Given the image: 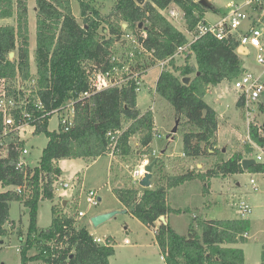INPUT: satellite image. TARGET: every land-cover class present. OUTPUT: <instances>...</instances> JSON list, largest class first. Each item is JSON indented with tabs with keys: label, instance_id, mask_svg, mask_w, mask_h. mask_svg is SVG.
I'll use <instances>...</instances> for the list:
<instances>
[{
	"label": "trees",
	"instance_id": "obj_1",
	"mask_svg": "<svg viewBox=\"0 0 264 264\" xmlns=\"http://www.w3.org/2000/svg\"><path fill=\"white\" fill-rule=\"evenodd\" d=\"M83 23H79L71 10V0H35L36 43L33 51L35 74L30 71L28 2L27 0H0V18H14V23L0 25V83L7 94L28 95L26 109L39 116L41 110L33 108L41 100L45 110L60 106L80 92L91 90L85 69L105 71L109 69L115 42L123 47V24L151 55L137 60L136 68L147 69L157 60L171 56L176 48L187 42L186 35L174 26L160 10L176 6L183 13L187 31H193L204 17L205 8L199 0H148L138 5L135 0H115L107 15L100 16L91 0H77ZM212 11L217 8L213 3ZM142 21L145 30L138 29ZM145 33V36H143ZM238 42L232 37L217 39L206 33L190 46L183 63L170 59L155 81L154 92L167 101L176 118L181 119L182 153L188 159L216 155L218 116L204 96L209 87L222 81H232L244 70L237 52ZM13 56L10 58V53ZM193 57V61L191 58ZM189 76L184 84L182 77ZM30 79V80H29ZM34 80L30 87L25 81ZM19 80L18 89L15 81ZM20 85H23L24 88ZM136 82H127L93 91L88 97L75 101L72 126L64 130H48L50 116L42 117L35 134L45 133L47 142L39 161L24 170L15 169L13 161L24 146V140L9 144L8 156L0 158V237L8 234L11 201L23 203L29 217L28 227L21 237L19 264H109L115 252L113 244L103 245L93 240L85 226L76 225V204H54L52 221L46 228L36 224L38 204L41 200H53V182L62 175L60 159H94L108 152L109 131H120L116 155L137 153L130 139L137 138L139 148L150 153L148 147L155 132L154 114L150 109L137 107ZM28 90V91H27ZM236 106L242 108L241 99ZM264 113V103L258 102ZM43 110V109H42ZM249 122L250 139L264 150V122ZM0 114V131H1ZM255 149L246 144L244 150L233 152L228 158L216 161L203 171L193 172L185 168L178 173L164 176V182L155 187L138 188L135 185L113 187L121 205L153 229L154 238L165 264H245L242 248L232 246L245 242L250 230L247 218L212 219L197 221L200 233L191 222L187 233L179 234L160 216L179 214L167 198L169 188L199 179L202 195L208 194L210 179L233 173L264 172V161L256 159ZM144 154V153H143ZM253 157L255 163L243 169L241 160ZM159 160L155 163L162 170ZM24 186L21 193L16 186ZM159 221V223H157ZM11 226V227H12ZM20 232V231H19ZM112 241L111 237H106ZM33 249L34 253H30ZM264 253V252H263ZM264 261V254L262 255ZM4 264V263H1Z\"/></svg>",
	"mask_w": 264,
	"mask_h": 264
},
{
	"label": "rangeland",
	"instance_id": "obj_2",
	"mask_svg": "<svg viewBox=\"0 0 264 264\" xmlns=\"http://www.w3.org/2000/svg\"><path fill=\"white\" fill-rule=\"evenodd\" d=\"M115 0H91V4L99 11L100 16H105L110 12ZM217 10H208L203 19L206 22H215L219 17L227 14V2L234 1L241 3L244 0H210ZM28 7L31 20L35 22V0H28ZM176 7V6H175ZM71 10L79 23H83L80 14V5L77 0H71ZM8 20L0 18V24ZM14 21V20H13ZM12 21V22H13ZM32 23V29H33ZM35 24V23H34ZM172 24L184 30V20H172ZM123 27V26H122ZM124 32L130 31L123 28ZM189 34V33H188ZM190 36V34L188 35ZM36 32L32 31L30 35V71L35 74V62L33 51L35 49ZM134 50L130 43L125 47L115 42L113 52L120 54ZM256 51L250 48L248 55H240L243 70H249L260 75L264 81V65L256 62ZM139 57H146L145 53L138 54ZM136 59V60H137ZM184 57L177 60L178 64L183 63ZM193 61V57L191 58ZM89 70V66L85 69ZM161 67L155 63L146 69L142 74L140 90L137 91V107L141 111L150 109L154 114L155 132L150 143L147 157H142L146 153L137 144V138L130 139L132 148L139 149L137 153H131L127 156L115 155L112 157L106 153L94 159L65 158L58 161L62 169V175L57 181V189L54 191L53 200L44 199L38 204L36 224L39 228H46L51 224V208L54 204H60L67 199V204H76V209L82 210L85 214L76 218L77 226H85L89 233L96 237H108L112 239L114 254L109 257V264H165L161 257V252L157 244L153 229L144 225L140 220L133 216L129 210L116 213L113 217L94 226L90 219L92 216L124 208L113 192V187L118 182L125 185H134L129 178V171L133 167L142 168L144 161L149 163L158 157L162 170L153 166L151 176V187H155L164 182V176L185 171L187 165L192 166L193 172L202 171L208 163H214L216 157H226L232 151L244 150L246 144L243 142L247 134L246 119L242 108L236 106L237 92L233 89V80L224 81L215 88L208 89L204 100L212 105L218 115V129L216 132V146L218 152L209 157H199L197 160L188 159L182 153V126L181 119L177 124V131L171 132L175 120L172 106L160 98L155 92V79ZM30 80V79H29ZM33 80V79H32ZM31 81L23 82L29 88ZM19 80L15 81L16 85ZM28 82V83H27ZM3 84L0 83V88ZM259 102L264 103V94L260 96ZM253 120L258 123L264 122V113L259 110L258 103L253 105ZM58 125V116L52 114L48 119L47 129L55 130ZM160 134V137L157 135ZM30 133V132H29ZM27 135V134H26ZM24 146L28 150L26 159L30 165H36L39 161L41 151L47 142L45 133L28 134L24 137ZM255 149V154L260 151ZM224 149V150H223ZM112 159V162H111ZM205 159H207L205 161ZM222 160V159H220ZM264 160V153H263ZM261 160V161H263ZM200 161V162H199ZM180 162V163H179ZM196 162L200 165H196ZM182 163V164H181ZM111 164V165H110ZM254 180L256 190L250 179ZM61 181L69 183L67 189H63L59 184ZM238 183V184H237ZM141 190L140 185H135ZM202 182L199 179H193L191 182L181 184L177 187L169 188L167 198L175 208H181L179 214L172 215L170 223L179 234H186L191 222L195 224V229L200 233V227L197 221L201 218L212 219H230L247 218L250 221V230L245 242L237 243L232 246L242 248L244 252L245 264H264L262 255L264 254V172L233 173L226 176L213 177L210 179L211 193L206 195L197 194L202 191ZM96 189L99 192L101 200L96 205H90L85 201V190ZM199 192V193H200ZM64 193V194H62ZM202 194V192H201ZM243 199L251 206V211L242 215L236 203ZM9 219L14 221V226L9 229L8 234L0 237V264H19L21 237L19 233H24L28 227V214L23 203L11 201L9 205ZM159 223V222H158ZM20 231V232H19ZM127 238L130 244H124ZM30 253H34L33 249ZM31 262L30 264H34ZM43 264V263H42Z\"/></svg>",
	"mask_w": 264,
	"mask_h": 264
},
{
	"label": "built area",
	"instance_id": "obj_3",
	"mask_svg": "<svg viewBox=\"0 0 264 264\" xmlns=\"http://www.w3.org/2000/svg\"><path fill=\"white\" fill-rule=\"evenodd\" d=\"M226 6L229 9L227 14L219 17L215 22H206L203 18L200 19L194 30L189 31L190 36L186 43L178 46L171 56L157 60L156 63L161 67V70L168 65L170 59L185 57L186 53L190 50L189 48L191 44L198 37L206 33H210L220 40L226 37L234 38L238 42V47H241L242 50L246 51L243 55H248L250 48L254 49L256 51V62L264 65V0H244L241 3L230 1L227 2ZM160 13L166 14L168 16L167 18L171 21L183 20L184 16V13L181 10L177 11L172 6L160 10ZM143 36H145V33H143ZM122 39H125L126 43H130L134 50H130L126 53L112 54L111 61L113 62V65L105 71L97 70L95 68L87 69L86 74L90 82L91 90L82 91L76 97L69 98L60 106L50 110H45L42 101L37 100L34 103L33 108L42 111L39 116L35 117L32 109H26L25 106L29 101L27 92L25 93L24 91L23 95L18 93H16V95H9L2 85L0 88V114L2 117L0 131V158L8 156L9 144L23 140L28 134L34 133L36 126L38 122L41 121L42 117L56 114L58 116V124L62 129L68 130L72 126L74 120L75 101L81 97H88L95 90L118 86L128 80H134L136 82L135 91H139L142 82V74L146 69H141V67L139 69L136 68L138 60L137 55L142 53H145V55H151L152 51H147L138 41L136 35L130 31L124 32ZM139 58L140 60H143L142 57ZM19 84L15 86L17 89ZM23 85H20L22 89L24 88ZM232 87L237 92V98L242 101V109L246 119L247 134L243 142L245 144L249 143L252 147H256L260 150L256 155V159L261 161L263 160L264 150L258 147L250 139L248 130L249 122L252 119L253 111L255 110L253 105L258 103L260 96L264 94V81L261 80L260 75L249 70H244L233 80ZM119 134V130L109 131L107 133L110 138L107 153L111 157H115V151L118 150L117 141ZM157 135L160 137L158 132ZM27 154L28 150L25 146L19 149L17 159L13 161L15 169L24 170L28 166H31L26 159ZM142 157H147V153L142 154ZM148 163L149 161L145 160L144 166ZM144 166L142 168L136 166L129 171V178L134 185H140L139 180L144 174ZM58 180L53 182L54 191L57 189ZM250 182L253 186V190H256L252 178L250 179ZM59 184L63 189L69 187V183L66 181H61ZM15 189L18 193H21L24 186H16ZM99 198L101 200L99 192L96 189L85 190V201L88 204L96 205L99 202ZM236 205L242 215L251 211L250 204L243 199H240ZM84 214L85 213L82 210L76 209L75 218H80L84 216ZM8 225L9 227L12 226L11 223H8ZM245 236L248 235L245 234ZM93 240L103 245L113 244L112 241L106 237L93 236ZM124 244H130L129 239L125 238Z\"/></svg>",
	"mask_w": 264,
	"mask_h": 264
},
{
	"label": "water",
	"instance_id": "obj_4",
	"mask_svg": "<svg viewBox=\"0 0 264 264\" xmlns=\"http://www.w3.org/2000/svg\"><path fill=\"white\" fill-rule=\"evenodd\" d=\"M136 3L138 5H143L145 2H147L148 0H135ZM199 3L202 4L205 8L207 9H212V4H210L208 2V0H199ZM35 10V7L34 9ZM123 28H126V24H123ZM138 29L140 30H145V27L143 26V22L140 21L138 23ZM125 42V39H123V43ZM237 52L239 54H244L246 53L245 50H242L241 47H238L237 49ZM13 56V52L10 53V58ZM190 80V77L189 76H185V77H182L181 81L184 83V84H187ZM178 121H179V118H177L175 120V124L171 130V132L174 134L176 131H177V124H178ZM224 150V149H223ZM157 159L158 157H156L153 161H151L150 163L146 164L144 166V174L143 176L141 177V179L139 180V184L141 187L143 188H147V187H151V176H152V170H153V166L155 165V163L157 162ZM255 163V159L254 158H243L241 160V166L243 169H246L248 166L252 165ZM121 183H118L117 184V187L120 186ZM100 200V198H99ZM66 202H67V199H64L62 201V204L63 205H66ZM125 210H128L126 208H122V209H117V210H113V211H108V212H104V213H100V214H97V215H94L91 217L90 221L91 223L94 225V226H97L98 224L104 222V221H107L108 219H110L111 217H113L116 213L118 212H123ZM159 221L160 222H163V223H166L165 221V217L162 215L159 217ZM0 243H2V240H0Z\"/></svg>",
	"mask_w": 264,
	"mask_h": 264
},
{
	"label": "crops",
	"instance_id": "obj_5",
	"mask_svg": "<svg viewBox=\"0 0 264 264\" xmlns=\"http://www.w3.org/2000/svg\"><path fill=\"white\" fill-rule=\"evenodd\" d=\"M27 2H28V0H27ZM172 7H174L177 11H180V9L179 8H177V7H175V6H173L172 5ZM33 12H34V10H33ZM163 14V13H162ZM166 18L168 17L166 14H163ZM4 19H6V20H8L7 22H5V23H3V24H8V23H14V18L13 17H11V18H4ZM32 18H31V16H30V12H29V7H28V28H29V50H30V35H31V33H32V31H34L35 30V22L33 23L32 22V20H31ZM168 19V18H167ZM169 20V19H168ZM13 21V22H12ZM171 23H172V21L171 20H169ZM32 23H33V29H32ZM3 24H0V25H3ZM185 26V25H184ZM179 29V28H178ZM180 30V29H179ZM180 31H182L185 35H186V37H187V39L189 38V34H190V32L189 31H187V29H186V27H184V30H183V28H182V30H180ZM189 33V34H188ZM159 73H160V71H159ZM159 73L157 74V76L159 75ZM157 78V77H156ZM155 81H156V79H155ZM224 81H222V82H220L219 84H221V83H223ZM155 83V82H154ZM219 84H217V85H215V86H211V87H209L208 89H210V88H215V87H217ZM209 90H207V92H208ZM210 105V104H209ZM212 106V105H211ZM213 107V106H212ZM214 108V107H213ZM216 111V110H215ZM218 116V115H217ZM133 138H135V137H133ZM132 139V138H131ZM242 150V149H241ZM236 151H240V150H236ZM236 151H232V152H230L229 154H228V156H226V157H216V161H220V159H226V158H228L233 152H236ZM259 153V151H257V153L255 154V155H257ZM114 157H112V159H113ZM199 158V157H198ZM201 158V157H200ZM246 158H253V157H249V155L246 157ZM112 159H111V162H112ZM195 160H197V158L195 159ZM207 159H205V161H206ZM215 161V162H216ZM264 161V160H263ZM200 162V161H199ZM180 163V162H179ZM213 163V162H212ZM212 163H208V165L206 164V166H204V169L203 170H205V168L207 167V166H209L210 164H212ZM182 164V163H181ZM111 165V164H110ZM196 165H197V167H198V165H200V163H198V162H196ZM186 168H192V166H190V165H187L186 166ZM202 170V171H203ZM173 174V173H172ZM118 183H121L122 184V182H118ZM117 183V184H118ZM238 184V183H237ZM211 187H209V191H208V194H210L211 193ZM199 192H200V188H199ZM198 191H197V194H199V196H201L202 194H201V192L199 193ZM125 208V207H124ZM172 215H175V214H169V215H167V216H164L165 217V221L167 222H169L170 223V218H171V216ZM159 222V221H158ZM157 222V223H158ZM171 224V223H170ZM172 225V224H171ZM174 227V226H173ZM156 244V243H155ZM163 259V258H162ZM164 260V259H163Z\"/></svg>",
	"mask_w": 264,
	"mask_h": 264
}]
</instances>
